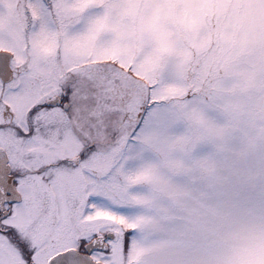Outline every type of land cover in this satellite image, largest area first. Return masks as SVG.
<instances>
[{
	"label": "snow or ice",
	"instance_id": "1",
	"mask_svg": "<svg viewBox=\"0 0 264 264\" xmlns=\"http://www.w3.org/2000/svg\"><path fill=\"white\" fill-rule=\"evenodd\" d=\"M0 264H264V0H0Z\"/></svg>",
	"mask_w": 264,
	"mask_h": 264
}]
</instances>
